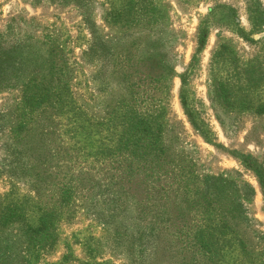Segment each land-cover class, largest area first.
<instances>
[{
    "label": "rangeland",
    "instance_id": "obj_1",
    "mask_svg": "<svg viewBox=\"0 0 264 264\" xmlns=\"http://www.w3.org/2000/svg\"><path fill=\"white\" fill-rule=\"evenodd\" d=\"M124 3L0 0V264H211L182 251L179 235L202 229L212 211L235 237L218 264H264V117L222 104L217 83L230 68L215 59L227 46L240 66L264 72V27H254L264 0H144L148 12L129 13L126 26L114 18ZM58 64L82 124L130 97L133 71L161 70L154 98L166 107L170 191L143 205L114 186L95 127L74 139L44 107L22 120L29 85ZM249 98L264 104V79ZM65 181L68 200L58 196ZM9 207L19 218L3 224ZM39 207L61 213L42 246L31 234Z\"/></svg>",
    "mask_w": 264,
    "mask_h": 264
},
{
    "label": "trees",
    "instance_id": "obj_2",
    "mask_svg": "<svg viewBox=\"0 0 264 264\" xmlns=\"http://www.w3.org/2000/svg\"><path fill=\"white\" fill-rule=\"evenodd\" d=\"M143 1L125 0L123 7L114 14V18L118 20L119 17H126L119 20L126 26L129 13L136 15L143 10L148 12V7H141ZM254 12V27L263 28L264 12L258 8H255ZM199 40L200 44L204 42L203 38ZM215 59L222 65L227 63L230 68L222 74L223 77L217 83L218 97L222 104L228 109H252L257 115L264 117V104H254L249 98L252 90L263 83L264 72L260 69V63L240 66L233 51L227 46L219 49ZM151 71H133L128 78L130 97L117 103L103 120L90 123L85 119L82 124L79 122L81 113L75 108L65 67L62 64L53 65L45 83L33 81L29 85L30 92L23 103L22 120L26 123V115L30 116L31 112L42 110L44 107L54 111L59 117L66 118L74 139L85 134L84 131L87 132L85 135H92L90 128L95 127L101 142L98 143L99 146L102 147L105 143L104 151L96 156L107 159V171L113 185L145 205L149 195L168 192L173 186L172 169L165 162V150L162 145L166 107L155 99L156 87H161L162 72L160 69ZM152 82L155 84H151ZM151 86L155 87L153 94L150 92ZM182 104L186 107V102L182 101ZM59 186L58 196L62 200L71 199L74 183L65 181ZM206 207L213 208L211 201L206 202ZM59 210L58 207H39L38 224L31 229L35 245L42 246L52 239L55 224L61 214ZM209 214L208 216L213 217H208L202 229H196L189 234L180 233L179 239L184 245L182 251L193 249L206 256L211 264H218L235 237L226 221L221 220L218 225H214L215 213L212 211ZM18 218L16 210L9 207L3 215V224ZM236 246L246 252L241 240Z\"/></svg>",
    "mask_w": 264,
    "mask_h": 264
}]
</instances>
